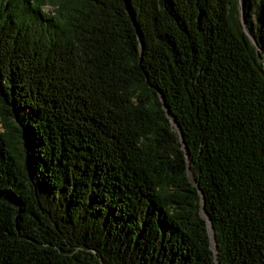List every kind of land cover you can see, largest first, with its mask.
I'll use <instances>...</instances> for the list:
<instances>
[{"label":"trees","instance_id":"trees-1","mask_svg":"<svg viewBox=\"0 0 264 264\" xmlns=\"http://www.w3.org/2000/svg\"><path fill=\"white\" fill-rule=\"evenodd\" d=\"M242 3L0 0V264H264V0Z\"/></svg>","mask_w":264,"mask_h":264},{"label":"water","instance_id":"water-1","mask_svg":"<svg viewBox=\"0 0 264 264\" xmlns=\"http://www.w3.org/2000/svg\"><path fill=\"white\" fill-rule=\"evenodd\" d=\"M243 5H244L243 3L240 5L242 15H243V12H244V6H243ZM126 7H127L128 11H129V13H130V15H131V16H130L131 19L134 21V17H133L134 14H133L132 11L129 9V6H128L127 3H126ZM173 121H174V119H173ZM174 123H175V122H174ZM201 213H202V215L208 220V231H209V236H210L209 239H210L211 241H213L215 235H214L213 231H212V233L210 232V229L212 230V228L209 226V223H210L211 221H210V219L208 218V216L206 215V213H205V211H204V201L202 202ZM216 252H217V249L214 248L215 260H216L217 264H219V261H218L217 258H216Z\"/></svg>","mask_w":264,"mask_h":264},{"label":"rangeland","instance_id":"rangeland-1","mask_svg":"<svg viewBox=\"0 0 264 264\" xmlns=\"http://www.w3.org/2000/svg\"><path fill=\"white\" fill-rule=\"evenodd\" d=\"M242 4V0H240V5Z\"/></svg>","mask_w":264,"mask_h":264},{"label":"bare ground","instance_id":"bare-ground-1","mask_svg":"<svg viewBox=\"0 0 264 264\" xmlns=\"http://www.w3.org/2000/svg\"><path fill=\"white\" fill-rule=\"evenodd\" d=\"M210 232L212 233V230L210 229ZM213 242V241H212Z\"/></svg>","mask_w":264,"mask_h":264}]
</instances>
